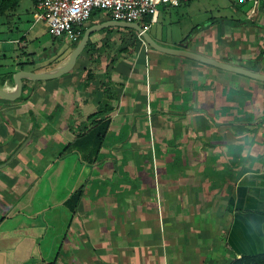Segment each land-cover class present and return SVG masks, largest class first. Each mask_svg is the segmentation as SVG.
Wrapping results in <instances>:
<instances>
[{"label": "crops", "instance_id": "1", "mask_svg": "<svg viewBox=\"0 0 264 264\" xmlns=\"http://www.w3.org/2000/svg\"><path fill=\"white\" fill-rule=\"evenodd\" d=\"M238 4L190 43L155 39L264 73V2ZM38 23L9 40L24 46ZM64 36L71 49L40 60L2 48L0 85L65 60L81 37ZM139 40L111 57L86 50L68 72L23 78L19 97L0 98V163L29 138L0 167V264H229L264 252V81ZM100 106L111 124L95 162L62 153Z\"/></svg>", "mask_w": 264, "mask_h": 264}, {"label": "rangeland", "instance_id": "2", "mask_svg": "<svg viewBox=\"0 0 264 264\" xmlns=\"http://www.w3.org/2000/svg\"><path fill=\"white\" fill-rule=\"evenodd\" d=\"M32 5L33 0H20L14 16H0V50L5 48L7 52L25 57L26 52L35 49L38 51L36 60L42 59L51 50L58 49L67 53L71 49L68 36L54 37L43 22H39L29 33H26L24 46H19L16 41L9 40L16 37L20 38L24 29L32 23L34 18ZM235 7H239L237 0H183L177 6L161 4L156 21H151L149 18L138 20L142 24L150 23L148 32L158 40L175 41L177 44L190 43L197 29L208 26L214 17H236ZM247 7H250V3ZM101 18L103 19L104 15H101ZM208 38L211 39V37L196 39L206 42ZM139 39V34L135 30L114 27L113 31L102 32L101 37L96 41L100 47L95 48V50L100 52L102 57L116 56L117 51L118 53L121 52L122 48L128 44L136 43L138 46ZM83 52L85 53L86 50ZM86 54L91 55L89 51Z\"/></svg>", "mask_w": 264, "mask_h": 264}, {"label": "built area", "instance_id": "3", "mask_svg": "<svg viewBox=\"0 0 264 264\" xmlns=\"http://www.w3.org/2000/svg\"><path fill=\"white\" fill-rule=\"evenodd\" d=\"M183 0H36L34 21L45 23L54 37L74 33L91 18L94 10L108 14L110 18L126 21H138L145 30L150 23L142 24L138 19L149 18L156 21L159 6L168 4L177 6ZM240 3L251 1L256 9L264 0H237ZM139 37L146 48L149 46L140 33Z\"/></svg>", "mask_w": 264, "mask_h": 264}, {"label": "water", "instance_id": "4", "mask_svg": "<svg viewBox=\"0 0 264 264\" xmlns=\"http://www.w3.org/2000/svg\"><path fill=\"white\" fill-rule=\"evenodd\" d=\"M111 26L127 27L137 31L142 35V37L149 46L159 51L193 58L202 62L212 64L222 69L238 72L247 75L249 77L264 81L263 72L253 70L245 66L232 63L230 61L221 60L216 57L209 56L189 48L172 47V46L164 45L158 42L154 37H152V35L148 32V30H145L138 21H126V20H118L114 18H107L105 20L88 25L85 28L84 33L82 34L80 40L78 41L76 46L71 50L67 58L61 61L60 63H58L56 66L47 70H42L37 72L27 71L24 69L14 71L11 77V80L14 84L13 89L8 90L5 88L6 87L5 84L0 85V98L16 99L17 97H19L21 95V79L23 78H27L30 80L49 79V78L58 77L68 72L75 65L78 56L85 50V47L90 39V36L97 31H100L104 28ZM28 139L29 138H26L5 161L1 162L0 167H3L7 163H9L18 154V152L25 146Z\"/></svg>", "mask_w": 264, "mask_h": 264}, {"label": "trees", "instance_id": "5", "mask_svg": "<svg viewBox=\"0 0 264 264\" xmlns=\"http://www.w3.org/2000/svg\"><path fill=\"white\" fill-rule=\"evenodd\" d=\"M19 3H20V0H0V16H7V17H10L11 15L13 16L15 13V10L19 6ZM100 13H101V10L99 9L94 10L91 18L95 17L96 15ZM107 18H110V16L108 14H105L102 20H105ZM217 19H219L220 21L230 20V19L223 18V17H219ZM214 23H216V17H214V19H212L209 24H214ZM114 27L131 29L127 27L111 26V27L104 28L101 31L109 32V31H112ZM85 28L86 26H82L78 30L75 31L77 38H80L82 36ZM96 47H97V42L92 40V38L90 37L85 47V50L92 51V50H95ZM136 47H137V44L132 43V44H128L124 46L122 49L128 52L131 49H134ZM105 92L110 94L111 88L108 86ZM104 111H108V109L105 108V106H100V108L96 112L91 114L89 116V119L91 120V125L87 126L84 130L80 131L75 136V138L71 142L68 143V145L62 151V153L70 151V150H75L80 154L83 161L89 162V163L95 162L100 152V149L104 143V140L106 139V136H107L110 124H111L110 115L105 116V117L101 116V114L104 113ZM263 168H264V164H263ZM82 193H83V188L80 187L79 189L75 190L67 200V204L69 205V207L71 208L73 212L76 211V207L80 201ZM228 207H229V210H232L233 208V197L232 196L228 200ZM229 264H264V252H258L254 254H242L239 257H235Z\"/></svg>", "mask_w": 264, "mask_h": 264}, {"label": "bare ground", "instance_id": "6", "mask_svg": "<svg viewBox=\"0 0 264 264\" xmlns=\"http://www.w3.org/2000/svg\"><path fill=\"white\" fill-rule=\"evenodd\" d=\"M6 88V87H5Z\"/></svg>", "mask_w": 264, "mask_h": 264}]
</instances>
